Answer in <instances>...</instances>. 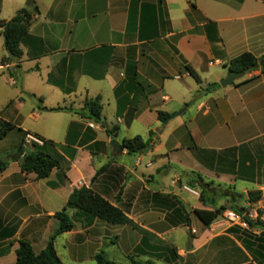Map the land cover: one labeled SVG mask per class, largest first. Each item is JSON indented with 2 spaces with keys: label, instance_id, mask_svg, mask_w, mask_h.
I'll list each match as a JSON object with an SVG mask.
<instances>
[{
  "label": "crops",
  "instance_id": "obj_1",
  "mask_svg": "<svg viewBox=\"0 0 264 264\" xmlns=\"http://www.w3.org/2000/svg\"><path fill=\"white\" fill-rule=\"evenodd\" d=\"M22 8L21 58L3 61L0 34V121L15 125L0 139V264L16 262L21 240L40 253L83 186L131 223L69 208L75 226L55 239L64 264H95L102 249L114 263L264 264V72L220 84L233 58L264 54V0H0V19ZM96 97L101 122L80 114ZM26 133L51 141L61 167L24 172ZM137 135L150 143L131 153L123 141ZM221 206L255 208L263 223L196 213Z\"/></svg>",
  "mask_w": 264,
  "mask_h": 264
},
{
  "label": "trees",
  "instance_id": "obj_2",
  "mask_svg": "<svg viewBox=\"0 0 264 264\" xmlns=\"http://www.w3.org/2000/svg\"><path fill=\"white\" fill-rule=\"evenodd\" d=\"M32 21V13H30L26 8H22L10 19L1 20L0 19V34L3 36L4 46L8 51V56L3 59V61L19 59L23 55L21 48V43L24 37L29 31V26ZM261 68L264 72V54L261 56H255L251 52H243L237 57L233 58L229 64L230 71H242L248 69V72L255 69ZM191 74H193L197 79L195 71L188 67ZM215 85V84H214ZM66 107H56L50 110H63ZM84 111L80 114L94 119L96 122H101L103 120L102 115V103L99 97L94 99H86L83 108ZM167 115L165 113H159V118L165 120ZM15 125L12 122L0 121V139H2L10 130H12ZM114 129H106L109 136H112ZM27 133L25 136L27 137ZM25 140L23 139L17 156L23 158L21 162V168L24 172H34L37 178H44L50 174L53 168H60V161L55 156H53L48 148L52 144L51 141H44L42 145L34 141L31 142V148L24 147ZM150 139L144 141L140 135L133 138L125 139L123 141V146L128 149L131 153L141 152L143 149L149 145ZM0 167L4 168L5 163L0 160ZM197 182L202 188L211 185L212 183H205L201 179ZM229 188L225 190L227 194ZM203 192H201V199H203ZM262 192L259 191L255 196L248 198V201L254 202L260 196ZM76 207L93 216H97L111 223H131V220L124 214V212L113 205L110 201L102 197L100 194L96 193L94 190L83 186L81 189H77L73 192L71 198L67 202L66 206L55 216L59 220L58 229L53 233L49 239L47 246L40 252L35 253L30 242L26 240H21L20 245L17 249V259L14 264H64L59 257L55 248L56 237L65 232L71 230L74 226V220L68 213V209ZM227 208L221 206L215 210H196L197 215L206 223L210 224L215 218L222 214ZM237 212H244L246 209L237 208V206L231 207ZM260 220L253 221L249 220L250 226H256L257 224H262ZM139 250H137L138 252ZM131 264H156L152 260H139L136 255L129 256ZM95 264H115L113 261L106 257L105 251L102 249L96 255Z\"/></svg>",
  "mask_w": 264,
  "mask_h": 264
},
{
  "label": "built area",
  "instance_id": "obj_3",
  "mask_svg": "<svg viewBox=\"0 0 264 264\" xmlns=\"http://www.w3.org/2000/svg\"><path fill=\"white\" fill-rule=\"evenodd\" d=\"M27 142H36V143H42V141L34 136V135H27ZM177 180H179L177 178ZM183 188L193 194L198 195L199 191L193 187H190L188 185H184ZM222 218L232 224H238L243 228L249 227V220H256L258 218V210L255 208H248L244 212H237L234 209L228 208L226 209L222 214Z\"/></svg>",
  "mask_w": 264,
  "mask_h": 264
},
{
  "label": "water",
  "instance_id": "obj_4",
  "mask_svg": "<svg viewBox=\"0 0 264 264\" xmlns=\"http://www.w3.org/2000/svg\"><path fill=\"white\" fill-rule=\"evenodd\" d=\"M247 71H248V69H244L242 71H230L227 74V76L220 81V84L222 86H226L228 84H231L235 80L242 78L246 74ZM176 114H179V113H176ZM111 144L113 145L114 149L118 150V153L123 150V146L121 145V143L118 140H112ZM118 153L116 152L115 154L117 155ZM21 161H23V158L21 159ZM256 194L257 193H255V192H250V193H248V196L250 198Z\"/></svg>",
  "mask_w": 264,
  "mask_h": 264
},
{
  "label": "rangeland",
  "instance_id": "obj_5",
  "mask_svg": "<svg viewBox=\"0 0 264 264\" xmlns=\"http://www.w3.org/2000/svg\"><path fill=\"white\" fill-rule=\"evenodd\" d=\"M1 16L3 17V16H5V18H7L6 16H7V7L5 8V6H4V8L2 9V12H1ZM243 205V204H242ZM131 262V261H130ZM115 264H128L127 263V261H126V259H123V258H119L118 259V261H117V263H115Z\"/></svg>",
  "mask_w": 264,
  "mask_h": 264
}]
</instances>
